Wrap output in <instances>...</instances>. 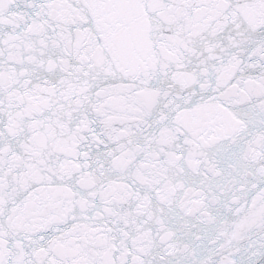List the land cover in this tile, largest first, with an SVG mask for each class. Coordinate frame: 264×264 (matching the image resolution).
<instances>
[{
	"label": "snow or ice",
	"instance_id": "obj_1",
	"mask_svg": "<svg viewBox=\"0 0 264 264\" xmlns=\"http://www.w3.org/2000/svg\"><path fill=\"white\" fill-rule=\"evenodd\" d=\"M0 264H264V0H0Z\"/></svg>",
	"mask_w": 264,
	"mask_h": 264
}]
</instances>
